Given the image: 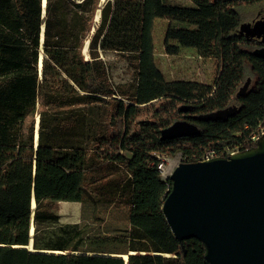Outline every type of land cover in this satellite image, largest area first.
<instances>
[{
  "label": "trees",
  "instance_id": "trees-1",
  "mask_svg": "<svg viewBox=\"0 0 264 264\" xmlns=\"http://www.w3.org/2000/svg\"><path fill=\"white\" fill-rule=\"evenodd\" d=\"M190 1L0 0V264H210L203 243L178 240L166 220L171 180L156 154L193 162L208 148L256 145L264 58L252 51L264 42L240 25L243 7L264 0ZM157 43L170 56L190 48L212 59L213 80L168 78L156 63ZM109 52L133 67L131 89L112 78ZM232 105L231 117L195 120L198 134L161 138L183 113ZM61 201L125 209L128 249H82L84 227L56 229Z\"/></svg>",
  "mask_w": 264,
  "mask_h": 264
},
{
  "label": "water",
  "instance_id": "water-1",
  "mask_svg": "<svg viewBox=\"0 0 264 264\" xmlns=\"http://www.w3.org/2000/svg\"><path fill=\"white\" fill-rule=\"evenodd\" d=\"M240 32L264 42V17L243 22ZM252 52L264 58V46ZM250 84L248 77L238 95H244ZM190 109V105L180 107L184 112ZM237 110L232 105L190 118L225 119ZM199 132L196 123L179 119L161 130V138ZM169 178L171 187L162 211L178 240H200L210 264H264V134L256 145L230 157L180 161ZM32 205H36L34 197Z\"/></svg>",
  "mask_w": 264,
  "mask_h": 264
},
{
  "label": "rangeland",
  "instance_id": "rangeland-1",
  "mask_svg": "<svg viewBox=\"0 0 264 264\" xmlns=\"http://www.w3.org/2000/svg\"><path fill=\"white\" fill-rule=\"evenodd\" d=\"M169 4L191 5L190 0H165ZM244 22L254 20L259 12L264 13V2L246 5L242 9ZM177 56L163 52L157 43L156 63L160 70L170 79L197 80L211 82L214 76L215 64L212 59L198 56L192 49L187 48ZM112 78L127 88L134 83V69L131 64L115 53L105 56ZM165 162L166 170L170 173L182 161V154L168 155ZM56 211L60 215L59 225L78 224L85 228L86 235L84 250L113 251L123 253L129 246L128 212L117 205L90 201H61Z\"/></svg>",
  "mask_w": 264,
  "mask_h": 264
},
{
  "label": "built area",
  "instance_id": "built-area-1",
  "mask_svg": "<svg viewBox=\"0 0 264 264\" xmlns=\"http://www.w3.org/2000/svg\"><path fill=\"white\" fill-rule=\"evenodd\" d=\"M264 134V125L260 126L255 133L250 136V140L253 142H257L258 139ZM241 151L239 145H226L223 148H208L203 153L200 160H208L214 157H230L231 155L236 154L237 152ZM156 157L159 159L157 163V169L160 172L162 178L166 180L169 175L171 174L166 169L165 162L167 161L168 157L163 156L160 154H156Z\"/></svg>",
  "mask_w": 264,
  "mask_h": 264
},
{
  "label": "bare ground",
  "instance_id": "bare-ground-1",
  "mask_svg": "<svg viewBox=\"0 0 264 264\" xmlns=\"http://www.w3.org/2000/svg\"><path fill=\"white\" fill-rule=\"evenodd\" d=\"M44 36H45V26L43 25V28H42V32H41V44H40V66L42 65V60H43V57H44V54H43V48H44ZM37 138H38V135H37ZM28 248H30L31 251H37V249H35L31 244L27 245ZM40 251H44V252H56V253H59L61 251L59 250H49V249H43V250H40ZM162 254V253H161ZM119 255V254H118ZM166 256H169L170 254L169 253H165ZM120 256H123L125 258L128 257L127 254H120Z\"/></svg>",
  "mask_w": 264,
  "mask_h": 264
},
{
  "label": "flooded vegetation",
  "instance_id": "flooded-vegetation-1",
  "mask_svg": "<svg viewBox=\"0 0 264 264\" xmlns=\"http://www.w3.org/2000/svg\"><path fill=\"white\" fill-rule=\"evenodd\" d=\"M262 17H264V13L259 12V15H258L254 20H252L251 22L253 23L255 20L260 19V18H262ZM251 38H252V37H251ZM253 38H256V39H260V40H262L261 38H257V37H253ZM262 42H263V41H262ZM181 119H188V120L191 121V122H196L194 119H191L190 117H188V114H187V113H183V116H182Z\"/></svg>",
  "mask_w": 264,
  "mask_h": 264
}]
</instances>
